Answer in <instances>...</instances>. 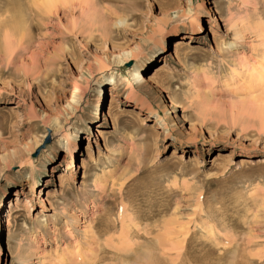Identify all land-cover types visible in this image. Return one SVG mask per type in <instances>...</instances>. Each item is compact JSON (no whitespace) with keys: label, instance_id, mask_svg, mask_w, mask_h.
<instances>
[{"label":"rangeland","instance_id":"374dc122","mask_svg":"<svg viewBox=\"0 0 264 264\" xmlns=\"http://www.w3.org/2000/svg\"><path fill=\"white\" fill-rule=\"evenodd\" d=\"M49 1L0 0V264H264V0Z\"/></svg>","mask_w":264,"mask_h":264},{"label":"bare ground","instance_id":"6f19581e","mask_svg":"<svg viewBox=\"0 0 264 264\" xmlns=\"http://www.w3.org/2000/svg\"><path fill=\"white\" fill-rule=\"evenodd\" d=\"M57 1V0H56ZM56 1H54V0H52V1H49V2H44V4H42V7L40 6L39 7V5H38V7H39V9H37V11L36 12H34V10H33V12L32 13H34V17H38V18H45V17H48L47 15L49 14V13H52V10L53 9H55L56 7L54 6V5H58V3L56 4ZM57 2H59V0L57 1ZM59 6V5H58ZM33 9H35V8H33ZM32 11V10H31ZM32 15V14H31ZM37 19V18H36ZM41 20V19H40ZM18 21V20H17ZM14 24V23H13ZM118 24H124V20H122V19H119L118 20ZM231 45H233V44H231ZM132 57H134V54L132 53V52H128V51H124V54H123V56L121 57V58H119V60L120 59H122L121 61H123V60H128L129 58H132ZM156 75V74H155ZM154 74H151L150 75V77H149V79H148V82H152V83H154V84H156V82H155V79H156V76H155ZM84 94V92H83V88H81L80 86H74V88H73V91H72V95H71V97L69 98V103H68V105H67V109H73L74 107H76L78 104H79V102H80V100H81V98H82V95ZM173 103V102H172ZM113 104H114V102H113V99H110V105H109V110H111L112 109V107H113ZM264 109V108H263ZM60 116H62V114H60V115H57L56 117H54L53 119H52V121H51V123H50V125H52V124H54V123H58V120H60ZM264 137V136H263ZM43 206H44V204H43ZM42 206V207H43ZM99 241V240H98ZM142 245V244H141ZM145 251V250H144ZM153 252V251H152ZM97 253L99 254V257H98V261L96 262V261H93V263L92 264H104V263H106V262H110V264H118L117 262H119V264H120V262L121 263H124V262H128V261H125L126 260V257H127V253H121V252H118V251H111L110 249H106V248H103V247H101L98 251H97ZM97 254V255H98ZM132 254H134L133 252H132ZM144 254V253H143ZM151 254V253H150ZM101 255V256H100ZM130 255V254H129ZM147 255H149V254H147ZM144 256V255H143ZM129 257V256H128ZM152 257V256H151ZM132 258V257H131ZM146 258V257H145ZM144 258V259H145ZM153 258V257H152ZM152 258H150V257H147V259L149 260V264H157V262L156 261H154V260H152ZM155 258V257H154ZM95 259V258H94ZM137 259V258H136ZM135 259V256H134V261L136 260ZM138 260V259H137ZM148 260H146L147 262H148ZM134 261H131V263H133ZM96 262V263H95ZM136 262V261H135ZM91 263V262H90ZM130 263V264H131ZM144 263V262H143ZM146 263V262H145ZM144 263V264H145ZM169 263V262H168ZM128 264V263H127ZM159 264V263H158ZM161 264V263H160Z\"/></svg>","mask_w":264,"mask_h":264}]
</instances>
